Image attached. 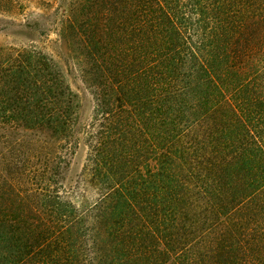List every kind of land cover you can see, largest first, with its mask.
<instances>
[{"label":"trees","instance_id":"trees-1","mask_svg":"<svg viewBox=\"0 0 264 264\" xmlns=\"http://www.w3.org/2000/svg\"><path fill=\"white\" fill-rule=\"evenodd\" d=\"M61 36L95 102L86 166L68 191L59 63L10 57L0 264H264V0H71Z\"/></svg>","mask_w":264,"mask_h":264},{"label":"rangeland","instance_id":"rangeland-1","mask_svg":"<svg viewBox=\"0 0 264 264\" xmlns=\"http://www.w3.org/2000/svg\"><path fill=\"white\" fill-rule=\"evenodd\" d=\"M70 2L71 0H0V67L10 57L26 48L37 49L59 63L67 83L78 94L79 140L64 180L66 189L73 191L80 186L88 158L89 147L84 132L93 119L95 102L85 80L84 59L67 46L61 36ZM14 139L13 134L4 129L0 120V167L9 155Z\"/></svg>","mask_w":264,"mask_h":264}]
</instances>
